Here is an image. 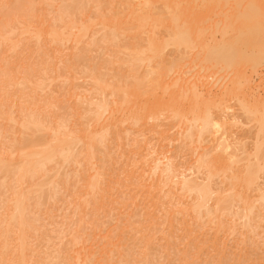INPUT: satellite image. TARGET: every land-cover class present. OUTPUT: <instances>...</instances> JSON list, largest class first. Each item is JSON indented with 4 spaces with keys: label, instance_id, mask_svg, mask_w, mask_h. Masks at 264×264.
Returning a JSON list of instances; mask_svg holds the SVG:
<instances>
[{
    "label": "rangeland",
    "instance_id": "obj_1",
    "mask_svg": "<svg viewBox=\"0 0 264 264\" xmlns=\"http://www.w3.org/2000/svg\"><path fill=\"white\" fill-rule=\"evenodd\" d=\"M118 3L0 0V167L5 164L4 169L0 168V264H23L17 228L6 229L17 190L28 197L24 203L31 221L26 235L27 264H264V214L260 210L264 213V204L260 200L254 201L256 213L263 215L257 216V222L252 221L256 231L243 225L240 217L246 206L242 201L237 205L235 201L232 208L240 210L241 214L234 211L240 217L230 215L232 212L223 215L222 227L217 219L198 218L191 208L182 210L193 196L179 191L169 194L168 185L163 187L162 180L159 182L160 170L152 172L155 163L164 167L171 161L182 179L186 174L199 181L206 178L208 172L201 157L208 153L212 142L198 144L197 133L187 139L186 130L175 119L163 118L147 124L121 122L122 115L112 112L108 115L110 134L96 150V169L85 161L86 145L79 138L73 144L81 160L66 163L57 157L58 161L50 163L45 174L18 185L21 146L36 143L38 148L43 147L56 136L47 132L53 133L54 128H59L61 136L62 131L68 130L67 135L72 138L99 127L98 123L88 124L91 113L85 110L87 99L111 98L95 88L94 80L113 74L112 60L122 55L102 43V29L92 40L87 36L76 45L73 41H51L46 31L39 40L19 27L32 24L39 29H62L65 22L60 16L67 17L69 10L76 12L77 23L85 25L89 19L97 21L102 14L121 10ZM5 26L15 30L10 33V40L2 41ZM207 78L214 86L211 97L220 100L222 91L216 76ZM252 82L247 91L255 94L247 96L250 99L245 106L254 111L256 105L259 108L258 102L264 105V65L254 73ZM197 83L195 88L200 92L195 90L204 93L206 86L202 88L203 83ZM230 104L243 122L228 125L229 135L237 136L233 137L234 149L239 156L244 147L254 154L258 123L251 121V114L243 111L236 98H230ZM215 110L222 112L219 106ZM31 113L45 124V130L22 135L23 119ZM212 149L213 146L208 151ZM147 160H151V167ZM97 172L101 173V183L93 189L90 183ZM212 183L216 189H228L220 177H214Z\"/></svg>",
    "mask_w": 264,
    "mask_h": 264
},
{
    "label": "bare ground",
    "instance_id": "obj_2",
    "mask_svg": "<svg viewBox=\"0 0 264 264\" xmlns=\"http://www.w3.org/2000/svg\"><path fill=\"white\" fill-rule=\"evenodd\" d=\"M108 1L112 3L116 0ZM118 1L122 6L121 10L102 14L97 21L89 19L85 25L77 23L76 12L69 10L67 17L60 16L65 22L62 29L45 30L36 28L32 24L19 27L22 32L30 31L39 40L46 31L51 41L59 44L73 41L76 45L83 42L87 36L92 40L96 32L102 29L104 31L102 43L122 55L112 60L113 74L94 80L95 88L105 95L110 94L111 98L105 97L97 101L94 97L87 99L88 106L85 110L91 113L88 124L93 122L99 124V127L93 130L86 129V132L72 138L67 135L68 130L62 131L64 136H61L59 128H54L53 133L47 132L56 136L43 147L38 148L36 143L21 146L18 149L20 152L17 169L18 185L21 186L28 179L45 174L49 164L58 161L57 157L62 158L66 163L80 159L73 144L79 138L86 145L85 161L91 165L95 164L96 150L110 134L111 123L108 115L112 112H119L122 115L121 122L133 120L136 123L147 124L163 118L175 119L184 127L182 129L186 130L184 131L186 137L198 136L197 143L203 146L211 142L215 144H211L209 149L212 146L213 149L210 152L209 149L206 151L207 158L205 156L201 157L203 159L200 158L202 160L200 162L208 172L202 181L190 174H186L182 179L179 169L171 161L164 163V167L154 161L152 172L161 171V173L158 171L160 177L162 175L159 181L162 180L161 185L163 187L168 185L169 194L179 191L184 196H193L192 202L186 203L182 210L191 208L198 218L208 216L209 219H217L222 223V227L225 225H223V215L227 216L232 212L230 215L240 217V210L232 211V208L242 201L246 206V208L243 206L244 214L240 217L243 218V225L248 228L253 227V231L254 228L257 230L256 225H252V221L254 219L257 222V216L263 217L264 214L261 208L262 214L256 213L254 203L255 200H260L262 206L264 204L262 182L264 181V177L262 178L264 107H260L264 105L258 102L259 108L256 105L254 111L251 108L249 110L245 105L250 99L248 98L250 93H254L252 90L247 91L253 83V75L264 65V0ZM14 28L5 26L1 40H10V33L15 30ZM169 55L172 57L170 58ZM115 64H119V68ZM211 75L216 76L217 83H215L222 91L220 100L212 98L213 85L207 78ZM194 82L196 84L201 82L200 85L203 83L202 88L206 86L204 93H199ZM244 87L246 90L242 91ZM230 98H236L243 106V111L249 113L248 115L251 114V121L256 120V124L258 123V126L256 125L258 131L255 133L258 135V141L253 142L256 144L253 146L255 151L252 150L254 154L249 148L244 147L243 154L246 156L243 154L239 156L234 149L236 141L234 142L233 137L237 138V136L229 135L231 133L227 132L228 125L233 126L243 122L240 114L232 111L233 106L228 105ZM216 106L224 112L220 113L217 110L219 112L217 113ZM44 127L45 124L39 117L31 113L23 119L21 133L22 135L38 133L45 130ZM240 138L243 140V137ZM56 142H59L58 145H55ZM213 150L215 154H211ZM2 159L3 156L0 155V163ZM158 160L157 163H161ZM149 163L151 167V160ZM1 165L5 166V164ZM4 166L0 168L4 169ZM92 168L96 169L97 164ZM94 176L95 180L90 183L93 189L99 188L101 173L97 172ZM179 177L181 180L178 179ZM214 177H220L221 182L228 189L224 188L226 189L224 191L221 188H214L212 183ZM27 199L24 191H16V197L11 201L13 212L6 227L10 231L17 228L16 239L19 242L23 264H27L26 235L31 227L24 205ZM234 202L235 206H233Z\"/></svg>",
    "mask_w": 264,
    "mask_h": 264
}]
</instances>
